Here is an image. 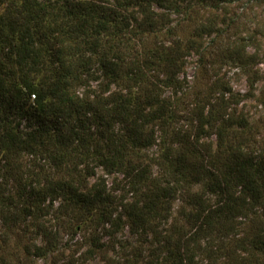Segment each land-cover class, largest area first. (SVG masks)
<instances>
[{"label":"trees","instance_id":"trees-1","mask_svg":"<svg viewBox=\"0 0 264 264\" xmlns=\"http://www.w3.org/2000/svg\"><path fill=\"white\" fill-rule=\"evenodd\" d=\"M236 1L0 0V264H264V26Z\"/></svg>","mask_w":264,"mask_h":264},{"label":"rangeland","instance_id":"rangeland-1","mask_svg":"<svg viewBox=\"0 0 264 264\" xmlns=\"http://www.w3.org/2000/svg\"><path fill=\"white\" fill-rule=\"evenodd\" d=\"M246 0L236 1L232 2L227 5V13L225 14L227 22H230V25L237 27L238 32L240 34H244L245 31H252L255 26L257 25H263L264 26V4L260 7L252 6L251 4L246 3ZM205 13H207L205 11ZM205 15V14H203ZM204 19V18H203ZM197 63H198V57L195 54H192L187 59V65L185 69L186 73V79L192 80V77L197 74ZM260 68L264 69V63L260 64ZM224 72L227 80L230 82L234 92H240L245 93L248 91V81L246 79L245 74L242 71L236 70V69H230L225 68L222 70ZM264 82L263 80L259 81L256 84V91L255 95L258 94L260 89H262ZM245 111L249 112L250 115L253 117L258 116L259 114L264 113V107H262L259 102L253 98L245 100L243 102ZM178 206V203H176V207ZM123 237L128 238L129 234L127 229L123 232ZM80 235H76L73 240L70 239L69 235L61 234V244L64 245L66 241L69 240L70 247L67 249V251L75 252L76 247L78 246V243L76 241H79ZM76 243V244H75ZM75 245V246H74ZM83 250V249H82ZM79 251V250H78ZM7 255V259H9V262L14 264L16 262L15 255L12 253V250H9ZM21 263H15V264H42L43 260L35 259V258H29V259H20ZM104 262L96 258L89 262V264H103Z\"/></svg>","mask_w":264,"mask_h":264}]
</instances>
